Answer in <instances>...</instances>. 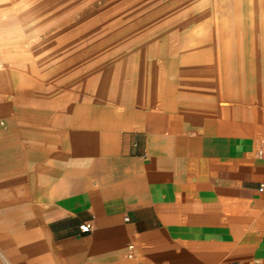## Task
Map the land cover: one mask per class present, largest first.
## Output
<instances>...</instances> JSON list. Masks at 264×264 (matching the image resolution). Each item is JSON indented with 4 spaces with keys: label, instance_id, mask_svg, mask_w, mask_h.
I'll return each mask as SVG.
<instances>
[{
    "label": "crops",
    "instance_id": "0c3cea01",
    "mask_svg": "<svg viewBox=\"0 0 264 264\" xmlns=\"http://www.w3.org/2000/svg\"><path fill=\"white\" fill-rule=\"evenodd\" d=\"M224 85L112 98L75 138L5 131L22 187L0 195V264H264V88Z\"/></svg>",
    "mask_w": 264,
    "mask_h": 264
},
{
    "label": "rangeland",
    "instance_id": "374dc122",
    "mask_svg": "<svg viewBox=\"0 0 264 264\" xmlns=\"http://www.w3.org/2000/svg\"><path fill=\"white\" fill-rule=\"evenodd\" d=\"M262 1L264 0H0V59L9 58L10 63L13 61L17 74L25 77L20 82L21 85H11L0 60V85H4L0 90V116L13 120V127L9 131H23L26 136L32 137L35 131H40L42 138L48 137L49 131L60 127L61 130H69L75 138L78 130L101 125V107L103 103H115L110 100L112 98L149 95L155 107L160 96V86L169 81L163 71L164 60L159 56V44L163 36H170L174 44L179 43V37H183V41L187 40L191 38L192 31L205 28L203 23L196 21V17L210 16L212 12L226 16L228 5L233 3L234 7L241 4L245 17L254 8L252 6H256L255 11L261 24V19L264 18ZM162 5L168 11L161 18L155 22L145 20L153 9ZM244 26L250 34V28ZM258 27L263 30L262 26ZM105 35L109 42L100 53L87 59L78 56L68 68L57 69L67 51H76L85 46L90 37L96 39ZM183 50H193V47L185 44ZM249 50V45L243 48L244 58L249 55ZM247 58L244 66L249 73L252 64L248 62L250 56ZM33 80L40 85L35 93L31 85ZM81 98L88 99L89 106L84 111H65L64 104L67 100L76 104ZM46 106L53 108L52 120L48 125L28 120L27 114L31 116L34 108ZM22 107L25 112L21 114L25 118L18 112ZM57 136L61 137V134L57 133ZM60 137L57 138L58 146L63 140ZM30 140L28 138L26 142ZM45 140L48 141L47 138ZM13 147L18 152L22 149L19 144ZM24 147L28 150L32 145L25 143ZM20 187L22 186L14 183L4 193L15 196ZM5 241L4 232L0 229V258L7 250Z\"/></svg>",
    "mask_w": 264,
    "mask_h": 264
},
{
    "label": "bare ground",
    "instance_id": "6f19581e",
    "mask_svg": "<svg viewBox=\"0 0 264 264\" xmlns=\"http://www.w3.org/2000/svg\"><path fill=\"white\" fill-rule=\"evenodd\" d=\"M261 5L264 6V1L261 2ZM164 6H158L153 9L151 14L147 18L145 17V20L148 19L149 22L157 21L161 18L162 14L168 11ZM252 7L254 8L246 17L241 11V4H239L238 7H234V3L228 5L226 16L216 12H212V15L206 17L198 16L196 17V21H198V23H203L205 28H199L198 30L192 31V33H190L191 38H188L187 40L183 41V37H179V39L177 38L179 43L176 44L173 43L170 36H163L159 44V56L164 60L163 62L165 64L163 71L169 81L163 86H160L161 89L159 90V98H164V96L168 95L181 96L183 94H196L201 92V89L208 88L214 84H219L221 87L223 86L222 88L224 91L226 88L224 83H232L231 86L233 93L240 96L250 85L256 92L259 88H264V18L261 19V24H259V19L257 18V13L255 11L256 6ZM244 25H246L247 28H250V34L246 32ZM258 26H262L263 30H259ZM248 37L250 38L248 39ZM108 42L109 39L106 35L96 39L90 37L86 41L85 46L80 47L76 51H67L64 59L59 62L57 69L63 70L68 68L73 61L77 60L78 56L85 57L87 59L97 55L106 47ZM185 44L192 45L193 50H183ZM248 45L250 47V50L248 51L249 55L244 58L243 48L248 47ZM197 47H200V49H197ZM249 56L250 60H248V62L250 61L252 66L249 68L250 72L248 73V69L244 66V63ZM0 60L4 66L3 71L5 72V75H8L11 85L14 84L15 87L21 85L20 82H23L25 77L17 74L15 66L12 63L13 61L11 60V64L9 62V58L7 60L6 58H2ZM31 85L34 93L38 92L40 88L39 83L33 80ZM3 87L4 85L1 84L0 90ZM41 109H43V111H41ZM41 109L34 108L31 113L32 117L28 113L27 118L34 123L38 121V123L40 122L43 125H48V123L52 120L51 113L53 108L46 106V108ZM23 111V107L18 111L20 112V116H23V114H21ZM23 117L25 118V116ZM12 121L13 120L5 119L3 116H0V195L6 190L7 185L13 182L10 178L8 179L9 174L17 172L14 170V164H16L15 154L18 150L16 147L11 145V140L13 139L11 133L5 132L9 131V129L13 127ZM82 140L83 137L78 138L77 143L72 146L71 150L78 149Z\"/></svg>",
    "mask_w": 264,
    "mask_h": 264
},
{
    "label": "built area",
    "instance_id": "2783aa9c",
    "mask_svg": "<svg viewBox=\"0 0 264 264\" xmlns=\"http://www.w3.org/2000/svg\"><path fill=\"white\" fill-rule=\"evenodd\" d=\"M263 189H264V185L262 184L260 187V190H263ZM92 228H93V225L90 222H84L83 224L80 225V230L83 233L90 232L92 230ZM129 247L131 250L134 248L133 245H130ZM130 255H131V253H130Z\"/></svg>",
    "mask_w": 264,
    "mask_h": 264
}]
</instances>
